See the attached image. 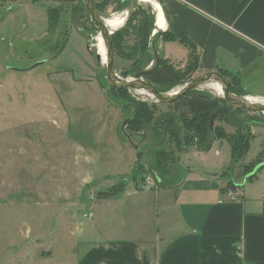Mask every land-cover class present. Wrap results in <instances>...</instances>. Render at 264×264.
I'll return each instance as SVG.
<instances>
[{
	"label": "rangeland",
	"instance_id": "1",
	"mask_svg": "<svg viewBox=\"0 0 264 264\" xmlns=\"http://www.w3.org/2000/svg\"><path fill=\"white\" fill-rule=\"evenodd\" d=\"M129 1L127 7L111 2L99 13L105 19L125 14L127 19L134 13L130 24H136L141 18L136 15L138 7L154 10L142 0ZM50 7L60 11L53 29ZM165 32L154 37V45L149 42L145 60L136 64L140 52L126 54L135 34L124 35L120 52L114 50L118 74L133 78L137 69L152 68L155 52L176 72L188 68L189 55L186 62L166 56L164 44L174 35ZM99 33L82 0H0V264H77L111 231L117 237L113 240L135 243L127 237L134 236L136 204L128 202L112 211L109 205L114 202L105 200L102 192L124 191L127 186L172 187L188 170L206 180L219 181L222 175L225 181L236 182L239 173L264 163V112L233 113L235 108H228L232 109L228 121H214L226 134H234L235 118H249L244 132L249 134L250 148L232 162L226 139L215 137L209 150L195 151L192 142H173L165 125L156 129L154 121L139 133L131 132L128 122L134 109L128 101L146 102L156 118L175 112L170 104L134 91L120 98L121 93L109 85L106 63L96 57L101 51L96 46ZM99 43L106 58L102 37ZM171 48L172 57L183 55L180 45ZM258 68L264 70V65ZM195 72L190 79L200 75ZM257 82L255 89L249 86L252 93L239 85V95L262 98L257 94L264 95L263 74ZM198 90L221 98L207 85ZM219 105L228 107L227 102ZM124 122L134 144L122 131ZM162 149L170 153L164 167L156 162ZM254 173L260 177L264 166Z\"/></svg>",
	"mask_w": 264,
	"mask_h": 264
},
{
	"label": "crops",
	"instance_id": "2",
	"mask_svg": "<svg viewBox=\"0 0 264 264\" xmlns=\"http://www.w3.org/2000/svg\"><path fill=\"white\" fill-rule=\"evenodd\" d=\"M162 8L165 31L194 43L196 74L219 71L231 81L236 75L252 93L249 86L255 89L264 76L258 71L264 65V0H164ZM174 44L183 47L182 56L172 57ZM164 50L185 62L190 53L178 39L166 42ZM263 166L239 173L235 187L222 175L206 180L191 170L172 187L127 186L105 200L114 202L112 211L136 204L134 236L127 237L135 243L117 242L111 231L77 264H264V174H252Z\"/></svg>",
	"mask_w": 264,
	"mask_h": 264
},
{
	"label": "trees",
	"instance_id": "3",
	"mask_svg": "<svg viewBox=\"0 0 264 264\" xmlns=\"http://www.w3.org/2000/svg\"><path fill=\"white\" fill-rule=\"evenodd\" d=\"M162 4H164V0H159ZM111 2H117L119 5H123L127 7V3L129 0H101L98 3H95V6L98 11H101L106 5ZM165 9V6H164ZM88 10V9H87ZM166 11V9H165ZM49 12V28L53 29L55 25L59 23L60 19V11L55 7H50L48 9ZM134 13H130L127 16V19L124 25L117 30H115L112 34V41L114 50L116 52H120L121 43L123 41L124 35H131V32L135 34V43L129 49V52L126 53L131 56H136L137 52H140L139 59H137L134 63H142L145 60V48L148 47L149 42L154 41V37L160 32H154L155 29V12L152 9V6L148 11L143 10L138 7V12L136 15L140 16L138 22L136 24H130V18ZM94 22V21H93ZM152 36L151 35V32ZM165 34H169L168 31ZM151 38V39H150ZM178 39L180 43L184 44L189 48V59H192V64L188 66L183 72H176L172 69L171 66L168 65L166 60H161L160 64L155 67V69L147 74L145 77L148 78L156 85L157 89L161 92L168 91L174 88L178 83L185 82L190 79L192 76V72L197 70L198 67V55L196 52V47L194 43L186 36H172L171 40ZM67 39L64 40L61 46V50H63ZM135 60V57L133 58ZM188 59V61H189ZM138 65V64H137ZM240 79L238 76H234L232 78V85L230 87V91L239 95L241 89L239 88ZM238 86V87H236ZM113 89H116L117 92L121 93V97H126L129 94V90L125 88H117L115 86H111ZM132 100L135 101L133 98ZM226 103L223 98H214L210 94L206 92L199 91L198 89H194L189 91L185 96L179 98L174 103L170 104L173 106L174 114L168 113L165 116L161 117L162 120L158 121L154 115L152 108H148V104L146 102L138 101L133 103V114L131 119L128 122V126L130 127L131 132L139 133L141 129L144 128V125L153 124L154 128L157 129L160 125H165V128L168 130L170 137L173 142H178L179 144L182 140H185V144L189 145L191 142L197 149L200 151H207L211 148L213 140L215 137L220 139H226L231 146V158L232 161L238 160L243 157L250 148L249 134H245L244 131H248V124L245 123L249 118L239 119L235 118L237 129L234 134H226L225 130L220 126H215L213 132H210V118L212 113H216L215 120L219 118L228 117L232 112V109H221L225 106H220L219 102ZM126 103V102H125ZM247 111V110H246ZM234 112L243 113L244 109H233ZM247 113V112H245ZM233 118V117H231ZM229 118L226 119L228 121ZM258 122V121H257ZM183 134V137H182ZM162 149L156 154V162H158V166L164 167V162L167 160L170 153ZM163 160V161H162ZM160 161V162H159ZM166 163V162H165ZM229 187H235L233 182H229ZM122 188H118L116 190L112 189L106 192H102L101 195L105 196V198L114 197L120 192H122Z\"/></svg>",
	"mask_w": 264,
	"mask_h": 264
},
{
	"label": "water",
	"instance_id": "4",
	"mask_svg": "<svg viewBox=\"0 0 264 264\" xmlns=\"http://www.w3.org/2000/svg\"><path fill=\"white\" fill-rule=\"evenodd\" d=\"M84 5L89 11V14L99 28L100 34L104 40V45L106 48V65H107V80L110 86H115L117 88H125L129 91H134L138 95H140L137 91L144 90L154 96V100L157 102L168 103L172 104L179 98L185 96L189 91L194 89H200V87L204 85H208L212 82H219L222 86V95L223 98L227 103L228 107H224L221 109H228V108H236V109H244L249 112H264V102H252L248 99V97L240 96L230 91V87L232 85V81L230 78L225 76L223 73L219 71H209L204 74H200L191 78L187 81L184 85L179 87L175 91H168V92H161L157 89L156 85L152 82L144 79V77L151 73L155 67H157L160 62L161 58L158 57L156 53V63L155 66L148 69H137L133 78H125L118 74L114 66V46L112 41V34L115 30H111L107 24V21L104 17H102L97 10L93 0H82ZM163 6V4L160 2ZM155 25L156 21H155ZM154 45V41H153ZM96 57L100 60L101 55L97 52ZM40 63V62H39ZM37 63V64H39ZM216 113H212L210 118V132H213L214 129V121H215ZM127 122H124L122 125V131L127 136L132 144H134L130 138V136L125 131V126ZM137 148V146H135Z\"/></svg>",
	"mask_w": 264,
	"mask_h": 264
},
{
	"label": "bare ground",
	"instance_id": "5",
	"mask_svg": "<svg viewBox=\"0 0 264 264\" xmlns=\"http://www.w3.org/2000/svg\"><path fill=\"white\" fill-rule=\"evenodd\" d=\"M142 1L152 4L153 7H154V10H155L156 15H157V17H156V19H157V23L156 24L157 25H156L155 32L165 31L167 29V23H166L164 9L162 8V5L160 4V2L158 0H142ZM125 16H126V14L125 15H121V16H113V17L106 18V21H107V24H108L109 28L111 30H117L118 28L123 26V24L126 21V17ZM103 42H104V40H103ZM105 50H106V48H105ZM106 59H107V55H106ZM207 86H209L210 88H213L220 95H222V88L217 86L214 82L208 84ZM137 92L141 96L149 97L152 100H154V96L152 94L148 93L147 91L140 90V91H137ZM247 97L252 102H264V98L255 97V96H251V95H248Z\"/></svg>",
	"mask_w": 264,
	"mask_h": 264
},
{
	"label": "flooded vegetation",
	"instance_id": "6",
	"mask_svg": "<svg viewBox=\"0 0 264 264\" xmlns=\"http://www.w3.org/2000/svg\"><path fill=\"white\" fill-rule=\"evenodd\" d=\"M101 37H102V36H101L100 33L96 36V46H97V48H98L99 50H101V51L99 52L100 55L102 54V57L100 58V60H101V62H102L103 64H105V63H106V58L103 57V55H104V53H103V49L100 47V43H99Z\"/></svg>",
	"mask_w": 264,
	"mask_h": 264
}]
</instances>
